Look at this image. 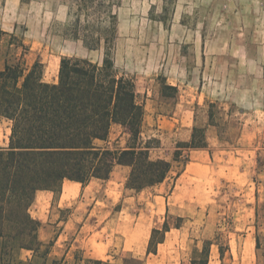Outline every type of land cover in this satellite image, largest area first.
Segmentation results:
<instances>
[{"label":"rangeland","instance_id":"1","mask_svg":"<svg viewBox=\"0 0 264 264\" xmlns=\"http://www.w3.org/2000/svg\"><path fill=\"white\" fill-rule=\"evenodd\" d=\"M72 2L0 0V31L18 38L0 35V68L39 61L43 80L53 83L63 57L100 64L101 50L65 34ZM177 8L188 28L170 32ZM118 16L115 67L135 82L150 157L172 161L194 126L206 129L208 146L192 150L185 166L174 163L164 183L141 193L128 186L131 169L117 166L108 181L37 195L30 213L43 246L34 255L0 239V264H75L76 253L143 264L126 247L144 233L149 245L153 230L166 222L164 243L148 264H192L206 241L213 242L209 264H264V0H122ZM10 128L0 120V147L8 146ZM128 140L113 125L97 146L125 148Z\"/></svg>","mask_w":264,"mask_h":264},{"label":"trees","instance_id":"2","mask_svg":"<svg viewBox=\"0 0 264 264\" xmlns=\"http://www.w3.org/2000/svg\"><path fill=\"white\" fill-rule=\"evenodd\" d=\"M122 0H73L65 25L67 38L82 41L90 51H102L100 64L86 59L63 57L57 80H43V65L30 68L6 62L0 68V120L11 123L7 147H0V239L34 255L43 243L39 223L30 208L38 191L62 193L65 181L83 187L93 180L108 181L117 166L131 169L128 186L142 192L164 183L174 168L190 161L192 150L207 148L206 129L194 126L189 141L178 142L172 161L152 159L141 136L145 116L138 101L135 82L120 75L114 53L118 40V9ZM10 35L18 41L17 36ZM1 42V38H0ZM19 45L24 51V44ZM178 92L173 86H165ZM210 121L214 103L209 104ZM113 125L129 135L125 148L97 146L107 142ZM169 231L153 230L147 253L157 254ZM212 241H206L200 259L209 264ZM256 245L260 249L259 235ZM49 249L46 252L48 256ZM220 256L224 250L219 246ZM75 264H112L109 261L74 256ZM23 264V262H19ZM26 264H33L28 260Z\"/></svg>","mask_w":264,"mask_h":264},{"label":"crops","instance_id":"3","mask_svg":"<svg viewBox=\"0 0 264 264\" xmlns=\"http://www.w3.org/2000/svg\"><path fill=\"white\" fill-rule=\"evenodd\" d=\"M182 9L187 10V9H189V7H186L185 5H183L182 6ZM176 16H177V18L174 20V22L170 26V29L168 30L170 32L171 31L173 32L175 30H180V28H188L182 22V13L180 12V14H179L178 8L176 10ZM121 167H124V166H121ZM73 184L81 185L80 183L71 182V181H65L64 182V185H63V193H65V186L66 185H69V187L71 189V192L70 193L76 192L77 191V188H76V186H73ZM44 192L52 193V192H49V191H38L36 193V196L39 195V194L40 195H44V194H42ZM142 192H144V191H142ZM139 193H141V192H139ZM41 197L42 198H45V196H41ZM141 223H142V216L139 215L137 217V225H139ZM144 223H145V225H146V223H148V218H147V220L144 221ZM145 235H147V234L144 233V235L142 236V238H140V243L139 244H136L135 246H129V248L126 247V249H128L129 252L133 253V256L136 259H140V260H143V261L145 260L143 262V264H148V261L150 260V256H152V254L148 255V253H147L148 243H146V240H145V237L146 236ZM88 248L89 247L83 248V249H85V253H88V254L94 253V252H91ZM153 255L154 256H157V254H153ZM86 258H88V257H86ZM90 259L103 260V259L94 258L93 256H90ZM103 261H107V260H103Z\"/></svg>","mask_w":264,"mask_h":264}]
</instances>
